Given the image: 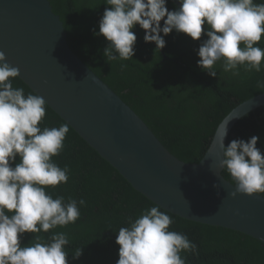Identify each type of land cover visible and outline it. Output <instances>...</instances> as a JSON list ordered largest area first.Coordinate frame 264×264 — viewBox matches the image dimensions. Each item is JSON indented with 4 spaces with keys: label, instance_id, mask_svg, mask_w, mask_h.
<instances>
[{
    "label": "trees",
    "instance_id": "1",
    "mask_svg": "<svg viewBox=\"0 0 264 264\" xmlns=\"http://www.w3.org/2000/svg\"><path fill=\"white\" fill-rule=\"evenodd\" d=\"M50 1L64 22L73 50L148 123L175 155L187 162L201 160L218 124L233 108L264 92L259 86L264 83V62L260 72L239 68V76L224 72L219 62L215 66V77L201 70L197 52L207 39L203 35L196 41L173 30L164 36L166 46L159 50L154 42L144 41L146 32L137 24L132 30L137 36L134 57L108 62L104 49L109 42L102 35H94V31L99 32L105 9L111 7L105 4L106 0ZM254 2L264 3V0ZM166 6L170 11L179 7L175 0H168ZM256 46L264 48V36ZM122 64L126 65L123 69ZM10 79L13 87L23 88L26 95L37 94L19 76ZM65 123L46 103V116L40 127H59ZM68 125L64 148L52 159L59 167L69 168V180L67 184L49 186L46 191L53 198L63 196L65 202L69 198L77 202L84 199L86 205H78L81 215L75 223L38 235L47 242L53 233H66L68 264H117L119 229L128 226L129 216L136 218L145 209L158 204L135 189ZM253 136L259 137L257 148L264 155V105L240 118L227 145L233 140L248 141ZM19 162L17 156L12 166ZM223 173L232 181L226 170ZM160 210L173 219L170 231L187 235L197 245L199 256L181 252L186 264H264V243L259 239L231 228L185 218L161 206ZM35 235L25 233L21 245H29ZM77 249H82V255L74 258Z\"/></svg>",
    "mask_w": 264,
    "mask_h": 264
},
{
    "label": "clouds",
    "instance_id": "2",
    "mask_svg": "<svg viewBox=\"0 0 264 264\" xmlns=\"http://www.w3.org/2000/svg\"><path fill=\"white\" fill-rule=\"evenodd\" d=\"M167 2L106 0L111 7L105 9L99 32L94 31L109 42L104 49L106 60L134 57L137 36L132 30L138 24L146 32L144 41L154 42L159 50L166 46L164 36L173 30L196 41L206 36L197 52V64L212 77L217 75L218 62L233 76L240 75L241 67L246 72L261 71L264 48L256 45L264 36V3L178 0L179 7L170 11ZM19 75V69L8 64L0 51V264H68L67 234L53 233L47 242L38 234L75 223L81 215L79 206L86 205L84 199L65 202L63 196L53 198L46 191L69 180V168L59 167L52 159L63 150L69 125L42 129L46 101L39 94L26 95L23 88H14L10 78ZM259 86L264 88V83ZM226 135L227 127L219 138L223 149L219 167L232 179L235 191L231 195L264 194V155L257 148L259 137L233 140L225 146ZM17 156L20 162L13 167ZM172 223L159 205L145 209L136 218L129 216L128 226L121 227L116 237L120 246L117 264H186L181 252L199 256L197 245L187 235L169 230ZM25 233L37 235L22 246ZM81 255L82 249H77L74 258Z\"/></svg>",
    "mask_w": 264,
    "mask_h": 264
},
{
    "label": "water",
    "instance_id": "3",
    "mask_svg": "<svg viewBox=\"0 0 264 264\" xmlns=\"http://www.w3.org/2000/svg\"><path fill=\"white\" fill-rule=\"evenodd\" d=\"M0 51L19 69V77L139 192L175 214L264 243V195L233 197L235 186L219 167L220 135L227 127L226 146L240 118L264 105V92L233 108L201 160L187 162L73 50L50 0H0Z\"/></svg>",
    "mask_w": 264,
    "mask_h": 264
}]
</instances>
